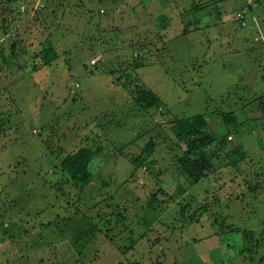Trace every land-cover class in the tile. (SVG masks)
I'll use <instances>...</instances> for the list:
<instances>
[{"label": "rangeland", "instance_id": "obj_1", "mask_svg": "<svg viewBox=\"0 0 264 264\" xmlns=\"http://www.w3.org/2000/svg\"><path fill=\"white\" fill-rule=\"evenodd\" d=\"M239 2L0 0V264H251L239 248L264 242V119L255 101L264 49H251L249 29L238 43L215 27ZM48 43L58 56L38 66ZM135 85L161 106L139 107ZM228 111L235 120L224 121ZM198 113L216 138L209 148L227 132L234 140L192 182L170 126ZM151 137L152 153L133 174L123 154L137 156ZM79 147L98 150L84 190L60 171ZM158 189L167 203L154 211L147 205ZM55 220L47 225L55 233L45 229ZM61 241L64 250L45 251L55 261H36L37 245Z\"/></svg>", "mask_w": 264, "mask_h": 264}, {"label": "trees", "instance_id": "obj_2", "mask_svg": "<svg viewBox=\"0 0 264 264\" xmlns=\"http://www.w3.org/2000/svg\"><path fill=\"white\" fill-rule=\"evenodd\" d=\"M253 1L256 4V6L255 7L249 6L250 8V10H248L249 18L252 17L254 10H256V8L259 5L258 0H253ZM243 3L244 0H242V4ZM242 4L237 9H240L242 7ZM237 9H235V11ZM253 17H256V15H254ZM236 24L239 28H245L239 26L237 22ZM17 41L15 40L11 42L10 47L12 49L15 48ZM38 55L39 58L41 59V63L38 66H41V64L42 66H46L50 64L51 61L55 60V58L58 56V53L56 52L55 48L50 43H48L47 46L43 47L40 50ZM94 62L95 60L93 61V63ZM143 63L144 62L142 61H137L135 62V65H142ZM75 84L77 85V87L79 86L77 82ZM74 92L72 94L73 99H74ZM132 93L135 103L141 108H149V107L159 108L161 106L159 104L160 99L158 98V96L153 91H151L148 88H145L144 86L135 85V87L132 90ZM255 99L257 103L261 104L260 105L261 118L264 119V94L257 96ZM222 118L224 119V121L229 122L232 119L235 120L236 115L234 114L233 111L222 112ZM170 129L172 130L175 137V145L178 148H180L182 151L181 152L182 154L177 158L179 169L182 173L184 172V174H186V176L192 182H198L199 180L205 178L208 174L207 171L210 168H212V166H214L215 162L213 163L212 160L214 158L220 157V151L224 150L223 146L225 147L226 145H228L227 142H233L234 140V136L232 135V133L227 132L218 144L222 147V149L219 146L209 148L211 145H213L216 138L211 132L207 131V121L204 115L201 113L192 116H182V117L174 118L171 121ZM154 146H155V142L153 137H151L145 144L144 148L142 149V152L137 156L130 158V156H128L127 154H123L122 150H120L119 153L123 154L124 157H126L133 163V165L135 166L133 174H135L137 169H139L142 166V164L145 163L147 158L151 155ZM230 148L227 151L225 150V153L229 154L230 152H232L230 151L231 150ZM97 151H98L97 149L93 150L91 148L79 147L74 152L65 154L60 160V171L63 172L62 174L65 173L67 176V179L65 181L69 184H72L76 188H79L80 190H84L89 185L91 179L93 178V173L90 169V166L92 164L91 162L93 158L97 154ZM51 187L54 188L56 191L60 192L61 194H63L61 192L63 189L61 190L60 188H58V186H56L58 190L55 188V186H51ZM159 192L160 190L158 189L156 192H153L151 194V199L149 200L147 205L149 209L156 211V208L158 207L160 208L161 204H162V208L166 206L163 205V203H167L166 201L164 202L162 199H158ZM42 196L44 197L45 195ZM59 196L61 197V195L58 193V196L56 197L57 200L60 198ZM185 205L182 206L184 210L185 207L187 206ZM117 209L119 211L114 213L111 212V214L113 213V215H115V217L120 223L123 221L124 216L122 215L120 208L118 207ZM205 209L206 206L204 205L196 207V209L192 213L193 216H189V219L198 220L196 216L197 213H201ZM3 225L7 226V224H3ZM224 226L230 229L232 228L231 225H224ZM242 237L247 241L251 240V238H253L252 231L246 229L243 230ZM252 240H254L255 245L253 242H250L247 246H242L241 248H239V254L244 256V254L248 252V254H250L249 257L251 264H264V254H259L257 258H253L252 256V254H256L254 253V251H252L253 246L255 247V251L261 248V250H263L264 252V242L260 245V242H262L261 238L254 237ZM59 246L61 247V249L60 248H53V249L55 251H62L63 250L62 245ZM45 251H49V250H41L38 253L43 257H46ZM54 258L55 259L58 258L57 255L50 254L49 256L44 258L45 260H41V261L42 262L49 261Z\"/></svg>", "mask_w": 264, "mask_h": 264}, {"label": "crops", "instance_id": "obj_3", "mask_svg": "<svg viewBox=\"0 0 264 264\" xmlns=\"http://www.w3.org/2000/svg\"><path fill=\"white\" fill-rule=\"evenodd\" d=\"M220 1L223 2V0H220ZM238 1H240V2L237 4V7L235 9L239 8L240 5L242 4V0H238ZM258 2H259V5L256 8V10H254V13H253L252 17L250 18V22H249L248 26H246L245 28H239L237 26V24H236V22L234 20V17H233L235 9L233 10V13H232V10L229 13H228V10H224V12H225L224 18L222 20H219V23L215 24V27L217 28L218 33L223 32L226 35L230 36L231 35L230 31H231L233 33L232 34L233 36H232L231 39L236 40L239 43V42H242L246 38V36H245L244 33H239V34H237V33L240 30H242V29H249L253 33V37H252V45L253 46L251 47V49H253L254 51H257V52L262 51L264 49V31L261 32V28H262V26H261V24H262L261 17L264 15V7H263L264 2H263V0H258ZM219 15H221L220 11H219ZM254 15H256V17H253ZM256 36H260L259 40H255L254 39ZM262 94H264V91H262ZM259 136H261V137L264 136V125H261V127L259 128ZM59 218L60 217H58V219ZM55 223H56V220H55V222L53 221L51 223L50 222H46V225H44L45 229H50L51 232L55 233L58 229L54 230L55 229L54 227H53L54 228L53 229V228H50L49 226H47V225H53L54 226ZM61 242L62 243H60V242L59 243L49 242L48 244H44L43 246H38L37 245V248H35L34 253L36 251L40 252L41 250H49V249H53V248H60L61 249V247L59 245H62V249L64 250L65 249L64 247H66L67 244H64L63 243L64 241H61ZM31 251H32V249H31ZM37 256H40L41 258L38 257V259L36 261H38L39 263H42L41 259H42L43 256L40 255L39 253H38ZM26 257L27 258H31L32 255L31 254H27ZM52 260L55 261V258L52 259ZM49 261H51V260H49Z\"/></svg>", "mask_w": 264, "mask_h": 264}, {"label": "built area", "instance_id": "obj_4", "mask_svg": "<svg viewBox=\"0 0 264 264\" xmlns=\"http://www.w3.org/2000/svg\"><path fill=\"white\" fill-rule=\"evenodd\" d=\"M44 5H41L43 7ZM249 6L255 7L256 4L253 0H244V3L242 4V7L240 9H237L234 12V20L238 23L241 27H246L249 24L250 18L248 16V10H250ZM26 7L23 6L21 8L22 11H25ZM260 36H256L254 39L259 40Z\"/></svg>", "mask_w": 264, "mask_h": 264}]
</instances>
